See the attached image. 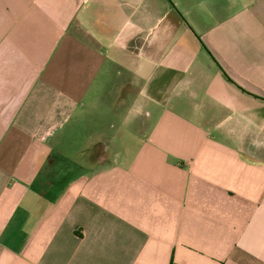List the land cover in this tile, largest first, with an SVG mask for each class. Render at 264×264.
Returning <instances> with one entry per match:
<instances>
[{
	"label": "crops",
	"instance_id": "crops-1",
	"mask_svg": "<svg viewBox=\"0 0 264 264\" xmlns=\"http://www.w3.org/2000/svg\"><path fill=\"white\" fill-rule=\"evenodd\" d=\"M0 264H264V0H0Z\"/></svg>",
	"mask_w": 264,
	"mask_h": 264
},
{
	"label": "rangeland",
	"instance_id": "rangeland-1",
	"mask_svg": "<svg viewBox=\"0 0 264 264\" xmlns=\"http://www.w3.org/2000/svg\"><path fill=\"white\" fill-rule=\"evenodd\" d=\"M85 126L81 127V123H73L72 129H67L63 132L60 133V136L66 137L68 139V143L73 142L75 146L78 145L81 141H86L90 139L91 136L95 137V134L98 133V131H104V135L106 136H111L112 134L115 133L117 130L118 124L119 123H84ZM77 127L76 129H74ZM143 133V130H138ZM75 132V133H73ZM107 138V137H106ZM68 144H65V150H74V148H70ZM86 146V144H85ZM70 148V149H69ZM61 151H63L62 148H60Z\"/></svg>",
	"mask_w": 264,
	"mask_h": 264
}]
</instances>
